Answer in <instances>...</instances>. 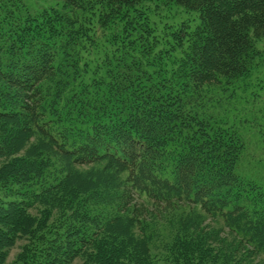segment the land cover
I'll list each match as a JSON object with an SVG mask.
<instances>
[{"label":"trees","instance_id":"trees-1","mask_svg":"<svg viewBox=\"0 0 264 264\" xmlns=\"http://www.w3.org/2000/svg\"><path fill=\"white\" fill-rule=\"evenodd\" d=\"M252 76L264 0H0V264H252L264 165L219 110Z\"/></svg>","mask_w":264,"mask_h":264},{"label":"rangeland","instance_id":"rangeland-1","mask_svg":"<svg viewBox=\"0 0 264 264\" xmlns=\"http://www.w3.org/2000/svg\"><path fill=\"white\" fill-rule=\"evenodd\" d=\"M25 1L32 8L51 5L55 2V0ZM169 14L174 19L193 18V15L183 13L180 9H175V7L169 11ZM252 78L253 82L250 84L248 92H236V97L234 99L225 100L219 110L221 114H227L230 117L229 120H232V116H235V122L238 127L236 125H234V127L238 130L237 135L241 136L246 147L245 149H248V151L252 153L254 156L252 158H254L256 162L261 163V161H263L261 165H264V79L255 81V76H252ZM22 144H25L24 149L35 144H39V147H47V145L45 146L43 143H38V141L33 138L28 143ZM21 154L22 153L19 155ZM1 164L2 162H0V166ZM101 167V165L84 166L80 168L68 166L69 170L72 172L91 175L97 174L98 171L100 172ZM216 225L221 226L219 223ZM23 244L24 240L21 239L8 251L6 264H13L15 256L19 252V247ZM251 255L252 254H250V256ZM250 263L264 264V251L254 255ZM76 264H78V262H76Z\"/></svg>","mask_w":264,"mask_h":264}]
</instances>
